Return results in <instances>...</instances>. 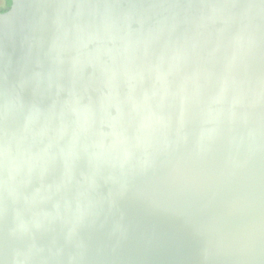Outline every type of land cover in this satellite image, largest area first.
Segmentation results:
<instances>
[{"label":"water","instance_id":"95a60500","mask_svg":"<svg viewBox=\"0 0 264 264\" xmlns=\"http://www.w3.org/2000/svg\"><path fill=\"white\" fill-rule=\"evenodd\" d=\"M0 264H264V0H10Z\"/></svg>","mask_w":264,"mask_h":264},{"label":"trees","instance_id":"16d2710c","mask_svg":"<svg viewBox=\"0 0 264 264\" xmlns=\"http://www.w3.org/2000/svg\"><path fill=\"white\" fill-rule=\"evenodd\" d=\"M9 5H10V0H6V5L4 7H0V10L4 11V10L8 9Z\"/></svg>","mask_w":264,"mask_h":264},{"label":"rangeland","instance_id":"374dc122","mask_svg":"<svg viewBox=\"0 0 264 264\" xmlns=\"http://www.w3.org/2000/svg\"><path fill=\"white\" fill-rule=\"evenodd\" d=\"M6 5V1L5 0H0V7H4Z\"/></svg>","mask_w":264,"mask_h":264},{"label":"flooded vegetation","instance_id":"af4514ba","mask_svg":"<svg viewBox=\"0 0 264 264\" xmlns=\"http://www.w3.org/2000/svg\"><path fill=\"white\" fill-rule=\"evenodd\" d=\"M6 1V0H5ZM8 3V2H7Z\"/></svg>","mask_w":264,"mask_h":264}]
</instances>
